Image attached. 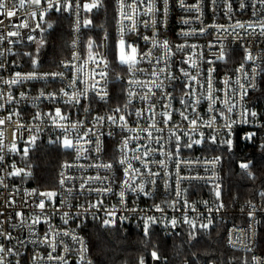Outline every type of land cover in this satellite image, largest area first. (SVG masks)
Listing matches in <instances>:
<instances>
[{
	"label": "built area",
	"instance_id": "obj_1",
	"mask_svg": "<svg viewBox=\"0 0 264 264\" xmlns=\"http://www.w3.org/2000/svg\"><path fill=\"white\" fill-rule=\"evenodd\" d=\"M105 1L95 0L101 6ZM110 1L115 9L117 40L123 36L126 44L135 47L138 53L151 52L133 72L123 65L124 69L117 74L116 80L124 87L121 104L113 102L115 92L107 41L101 49L89 35L91 24L88 22L101 6L88 11L83 6L94 0H41L39 6L26 0L21 7L19 0H4L9 10L16 5V15H0L3 21L0 37H5L0 40V119L11 116L10 121L0 125L3 133L0 137V232L5 236L10 234L9 238L0 236V245L5 248L0 259L4 264H96L86 232L89 222L109 220L113 221L110 225L125 224L145 232V221L154 217L156 222L149 221L148 230L159 227L167 235L193 228L192 225L204 228L202 225L208 224L209 228L226 223L227 244L233 249L251 252V264H264V254L256 251L264 202L236 206L211 197L221 186L224 171L222 155L212 150L237 137L245 142L264 140V113L253 103V95L261 88L264 74V34L260 27L264 24V4L261 0H124L125 5H133V11L127 7L121 9L118 0ZM68 4L70 8L66 7ZM122 12L130 18L126 19ZM51 13L70 20L69 55L51 69L40 68L38 63L27 67L25 56L29 53L22 55L21 51L24 46L43 41L48 30L47 16ZM25 21L27 28L18 27ZM250 24L255 28L249 27ZM11 31H18L19 35L7 36ZM89 40L93 41V56L97 59L103 56L108 62L105 77L92 76V69L99 72L104 66L97 67L89 61ZM153 41L158 46L153 47ZM164 41L168 42L170 51L159 46ZM221 53L223 58L219 59ZM248 53L252 56L250 60L246 59ZM81 66L83 71L78 72ZM154 70L158 78L152 75ZM17 73L21 75L17 77ZM30 73L38 77L51 73L63 75L26 78ZM14 79L18 82L11 84ZM151 80L162 83V88L151 86L152 93H148L142 84ZM245 89L247 95L243 94ZM78 93H82L79 102L75 99L69 102ZM146 94L148 98L143 99ZM209 96L214 98V103ZM165 105L169 107L166 109ZM57 108L65 119L53 123ZM117 108L119 112L114 111ZM165 111L171 113L167 124L160 115ZM109 116H114L116 123L109 121ZM120 116L125 121H120ZM96 117L104 119L97 121ZM153 118L156 129L163 132L149 130L160 138V143L148 139L142 131L149 128ZM191 120L197 121L195 126ZM125 122L126 127H121ZM65 135L73 140L76 148L87 151L67 149L69 155L60 164L55 189L43 191L29 186L22 179L20 149L31 143L33 137L35 141H56L52 144L62 146ZM78 137L83 139L77 142ZM97 139L101 145L99 152ZM125 139L129 143L122 150ZM195 140L201 143H193ZM189 143L192 147L185 146ZM142 145L156 150L142 157L148 162L147 167L133 159L145 151ZM125 156L127 162L122 165L119 161ZM217 158L218 162L213 163ZM104 164L112 167H97ZM128 164L140 171H130L126 177L124 170ZM16 170H20L19 175L13 174ZM96 176L101 179L89 180ZM125 180L129 181L127 187ZM140 184L144 185L143 193L131 190ZM108 188L111 191H103ZM122 190L125 192L123 203L119 195ZM47 192L55 196L49 199L41 195ZM41 200L45 202L44 209L38 207ZM157 205L160 211L156 210ZM37 219L39 223H33ZM173 219L175 226L171 224ZM66 232L68 235H64ZM51 245H55V251ZM49 254L64 259L50 260Z\"/></svg>",
	"mask_w": 264,
	"mask_h": 264
},
{
	"label": "trees",
	"instance_id": "obj_2",
	"mask_svg": "<svg viewBox=\"0 0 264 264\" xmlns=\"http://www.w3.org/2000/svg\"><path fill=\"white\" fill-rule=\"evenodd\" d=\"M47 24H51L39 46H24L26 66L33 61L40 68L51 69L69 55L70 20L51 13ZM89 35L97 47L103 48L107 41L108 57L111 60V76L116 104L123 100L124 87L117 80V74L124 67L117 59L115 34V9L113 2L107 0L91 17ZM254 105L264 113V74L261 88L253 95ZM27 149V155H25ZM224 159L223 180L212 198L230 205H251L264 202V140L245 142L240 137L212 150ZM67 149L59 144L44 140L24 145L20 149L19 163L24 169L22 179L38 190H53L56 186L59 167L68 156ZM242 163L249 164L247 170ZM251 173V175H249ZM205 196V195H204ZM234 221V220H233ZM226 223H218L209 228H184L172 235L165 234L161 228L152 227L148 234L139 228L116 224L105 226L103 222H89L86 232L90 251L96 264H153L151 253L155 251L161 264H251L252 253L231 248L226 242ZM192 235L195 238H192ZM256 251L264 254V217L260 222L259 242Z\"/></svg>",
	"mask_w": 264,
	"mask_h": 264
},
{
	"label": "snow or ice",
	"instance_id": "obj_3",
	"mask_svg": "<svg viewBox=\"0 0 264 264\" xmlns=\"http://www.w3.org/2000/svg\"><path fill=\"white\" fill-rule=\"evenodd\" d=\"M25 2H26V0H19V5L22 7V6L25 4ZM27 2H30V3H32V4H34V5L39 6L41 0H27ZM118 2H119V4H120L121 9L127 7V8H132L133 11H135V9L133 8V5H125L124 0H118ZM134 2H135V0H134ZM261 3L264 4V0H261ZM100 6H101V4L95 2V0H94V2L89 3V4H85L83 7H84L86 10L91 11L92 9H94V8H98V7H100ZM15 7H16V5L13 4V9H12V10H9V9L6 7V4L4 3V0H0V15H4V16H7V17L15 16V15H16ZM52 7H53V5L50 3V4H49V8H52ZM66 7H69V8H70L71 5L68 4ZM241 7H244V5L241 4ZM56 10L59 11L60 9L57 8ZM148 11H149V12L152 11V7H151V6H149ZM35 15H36V13L33 12V13H32V16L35 17ZM122 15H124L126 19H127V18H130V17L127 15V13L122 12ZM41 19H43V14H41ZM88 23H91V22L89 21ZM0 24H3V21H2V20H0ZM18 27H21V28H27V27H28V24H27V22L25 21V22H22ZM36 27L39 28L40 25L37 24ZM48 27L51 28L52 25L49 24ZM237 27H244V25H242V24H237ZM249 27H251V28H253V29L255 28V26H254V25H251V24L249 25ZM260 27H261V32H262V34H264V24H261ZM33 31H35V29H33ZM17 35H19L18 31H11V32H8V33H7V36H17ZM4 38H5V37H0V40H3ZM29 39H33V38H32V37H29ZM145 39L147 40L148 37H145ZM156 46H158L157 43H156L155 41H153V47H156ZM159 46H160V47H163L164 49H166V50H168V51H170V49L168 48V42H167V41H164L163 44H162V45H159ZM92 47H93V41H92V40H89V41H88V48H89V56H88V59H89V61H91V62H92L93 64H95L97 67H99L101 64H103V66H104V68L101 69L99 72H97L95 68L92 69V76H93V78H94L96 75H99V76H101V77H105V76L107 75L105 69H107V67H108V62H107L106 58L103 57V56L99 57V59H97L96 57H94L93 54H92V52H91ZM117 49H118V51H117V59H118L119 64L127 66V70H128L129 72H133L134 69H135V66H136L138 63H140V61L146 59L147 57H149V56L151 55V52H150V51H149L148 53H142V54L138 53V52H137V49H136L135 47H132L131 45H127V44H126L125 40L123 39V36H121V38H120V40H119V42H118ZM75 58H76V57H74V59H75ZM218 58H219V59H222V58H223V53H221V56L218 57ZM246 59H249V60L252 59V56H251L250 53H248V55L246 56ZM149 62H151V61H149ZM35 63H36V62L33 61V64H34V65H35ZM67 66H68V65L66 64L65 67H67ZM241 68H243V65H241ZM77 71H78V72L83 71V66H81V68H78ZM141 71H142V70H141ZM159 71L162 72V71H164V69H160ZM210 71H211V70H210ZM16 75H17V77H19L21 74H20V73H17ZM49 75H50L52 78H56L57 76H62L63 74H62V73H51V74H45L44 77H38V76H36L35 73H30V74L27 75L26 78H29V79H35V78H47V76H49ZM152 75H153V76H157V78H158V73H157V71L154 70V71L152 72ZM184 75L187 76L188 73L185 72ZM77 79H79V77H77ZM17 82H18V80H15V79L12 80V81H10L11 84H15V83H17ZM132 82H134V83H141V82H139V81H132ZM74 83H75V81H73V84H74ZM225 83H227V81H225ZM142 86H143V87H146V88L148 89V93H152V87H151V86H155L156 88H162V83H156L155 80H151V81H148V82H144V83L142 84ZM94 87H95V85H93V88H94ZM209 90L211 91V82H210V81H209ZM61 91L63 92V94H64L65 96L68 95L67 92H64L63 90H61ZM81 94H82V93L74 94L73 97H70V98H69V102H71L72 99H75V101L78 103V102H79V95H81ZM153 94H154V93H153ZM243 94H244V95H247V90H246V89H245V91H244ZM41 95H43V93H41ZM105 95H106V93H105ZM131 95H132V93H131V91H130V92H129V96H131ZM168 95L170 96V94H168ZM102 98H103V97H102ZM147 98H148V95L146 94L145 97H143V99H147ZM209 99L212 100L213 103H214V98H212L211 96H209ZM181 102L183 103V101H181ZM198 102H199V101L197 100V103H198ZM168 107H169L168 105H165V108H166V109H167ZM150 110H151V109H150ZM114 111H115V112H119L120 109L117 108V109H115ZM229 111H231V108H229ZM137 115L139 116V115H141V113H137ZM160 115L165 117V119H164V121H163L165 124H167L168 121L171 119V113H170V112L165 111V112H163V113H160ZM181 115L183 116V118H184L185 120L188 119V117H187L186 115H184L183 113H181ZM252 115H255V113H253ZM36 118H38V116H37V117H34V119H36ZM52 119H53V123H56V120H57V119H59V120H64L65 117L61 114L60 109L57 108V109L55 110V114H54V116L52 117ZM102 119H104V118H102V117H96V120H97V121H100V120H102ZM107 119H108L109 121H111L112 123H116V118H115L114 116H109V117H107ZM5 120H9V121H10V120H11V116L6 117V118H4V119H0V125H3V124L5 123ZM119 120H120V121H125L124 116H120V117H119ZM190 123H191L193 126H195L196 123H197V121H196V120H191ZM73 127L75 128L76 125H73ZM121 127H126V122H125L124 124H122ZM149 129H156V122H155L154 118H153V122H152V124L149 126V128H148V129H143L142 131H144V132L147 133V138H148V139L154 140L156 143H160V138L153 136V132L150 131ZM156 130H157V131H160V132H163V129H156ZM90 131H91V129H89V132H90ZM87 135H88V132L85 133V136H87ZM2 136H3V133L0 132V137H2ZM248 138H250V137H248ZM82 139H83V137H78V138H77V142H79V140H82ZM129 139H131V138H129ZM129 139H125V140L123 141V144H122V150H123L124 148H127L128 143H129ZM176 139H177V141H179L180 137L177 136ZM212 140H213V142H215V138H214V137L212 138ZM0 142H2V141H0ZM34 142H35V137H33L32 140H31V143H34ZM50 142H51V143H56V141H50ZM61 143H62V146H63L65 149H75L77 152H80V151H87L86 149L76 148V144H74V143H73V140H72L71 138H69L67 135H65V137H64V139L62 140ZM193 143L199 144V143H201V141H200V140H195V141H193ZM225 143H227L229 146H231V140L225 141ZM185 146H186V147H192V144L189 143V144H187V145H185ZM141 147H144V148H145V151H144L143 153H141V155L133 156V159H136V160H140V161H142V162L144 163V166L147 167V163H148V162L142 160V157H147V156L149 155L150 152H154V151H156V150H155V149H149L147 146H144V145H142ZM177 147H179V144L177 145ZM13 148H15V145H13ZM100 150H101V145H100L99 139H97V142H96V151L99 152ZM27 151H28V150L25 149V155H27ZM0 159H2V158H0ZM218 160H219V158H217L215 161H213V163H217ZM126 162H127V157H126V156H125L124 159H121V160L119 161V163L122 164V165L126 164ZM159 163H160L161 165H164L165 162H164V161H160ZM65 166H66V167H71V165H65ZM177 166H179V162H178V165H177ZM97 167L111 168L112 165H111V164H104V165H97ZM240 167H241L242 169L247 170V169L249 168V164H247V163H242V164L240 165ZM130 171H131L132 173H137V172H139L140 170H139V169H132L131 165L128 164V166H127V167L125 168V170H124V175H125L126 177L129 176ZM13 174H14V175H19V174H20V170H16ZM149 174H151V175H158V173H149ZM249 175H251V173H249ZM61 176H63V173H61ZM93 179L100 180L101 177L96 176V177H90V178H89V180H93ZM60 183H61V185H63L64 180L61 179ZM153 183H155V182L153 181ZM124 184H125V187H127L128 184H129V181H128V180H125V181H124ZM83 187H84V184H81V188H83ZM131 190H133V191H138V192L143 193V192H144V185H143V184H140V185L138 186V188H133V189H131ZM97 191H101V190H97ZM103 191L107 192V191H111V189L108 188V189H104ZM145 194H147V193H145ZM178 194H179V193H178ZM41 195L46 196V197H48L49 199H51L53 196H55V193H53V192H47V193H41ZM119 195H120V197H121V203H123V202H124V197H125V192L122 190V191L119 193ZM216 195H217V197L219 198V196H220V192H219L218 190H217V192H216ZM38 207H39L40 209H44V208H45V202H44L43 200H41L40 203H39V205H38ZM93 207H95V205H93ZM221 207H222V205H221ZM156 210H157V211H160V210H161L159 205L156 206ZM132 211H135V209H132ZM18 215H19V214H18ZM109 215H112V213H109ZM149 221H151L152 223H155V222H156L154 217H148V218H147V220L145 221V235L148 234V231H147V230H148V226H149ZM186 222L189 223V224H191V221H187V220H186ZM33 223H39V219L35 220ZM65 223H67V221H65ZM103 223H104L105 226H108V225H110L111 223H113V221L105 220V221H103ZM171 224H172L173 226H175L176 221L173 219V220L171 221ZM209 224H211V221H209ZM208 226H209L208 224H204V225H202V227H204V228H207ZM192 227L194 228L195 225H192ZM64 235H68V233L66 232V233H64ZM0 236H5V234H4L3 232H0ZM9 237H10V234H9L8 236H5V238H9ZM73 238L75 239V237H73ZM192 238L194 239L195 236L192 235ZM46 240H47V234H46ZM51 247H52L53 251H55V245H51ZM4 251H5L4 246H3V245H0V253H3ZM8 251L10 252L11 249H8ZM151 256H152V258H153L154 260L159 259L158 255H157V253H156L155 251H153V252L151 253ZM48 259H50V260H52V259L63 260L64 258H63V257H53L51 254H49ZM0 264H4L3 259H0ZM140 264H144V261L141 260V261H140Z\"/></svg>",
	"mask_w": 264,
	"mask_h": 264
},
{
	"label": "rangeland",
	"instance_id": "obj_4",
	"mask_svg": "<svg viewBox=\"0 0 264 264\" xmlns=\"http://www.w3.org/2000/svg\"><path fill=\"white\" fill-rule=\"evenodd\" d=\"M115 41H116V46L118 45V42H119V40H117V38L115 39ZM42 44V41H39V42H37L36 43V45L35 46H39V45H41ZM117 51H118V49H117Z\"/></svg>",
	"mask_w": 264,
	"mask_h": 264
},
{
	"label": "water",
	"instance_id": "obj_5",
	"mask_svg": "<svg viewBox=\"0 0 264 264\" xmlns=\"http://www.w3.org/2000/svg\"><path fill=\"white\" fill-rule=\"evenodd\" d=\"M153 264H161V260L160 259L154 260Z\"/></svg>",
	"mask_w": 264,
	"mask_h": 264
}]
</instances>
